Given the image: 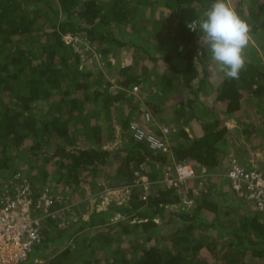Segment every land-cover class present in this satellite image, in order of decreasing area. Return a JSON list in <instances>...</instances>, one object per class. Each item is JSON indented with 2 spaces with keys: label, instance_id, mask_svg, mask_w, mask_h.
I'll list each match as a JSON object with an SVG mask.
<instances>
[{
  "label": "trees",
  "instance_id": "trees-1",
  "mask_svg": "<svg viewBox=\"0 0 264 264\" xmlns=\"http://www.w3.org/2000/svg\"><path fill=\"white\" fill-rule=\"evenodd\" d=\"M213 2L0 0V177L23 162L36 171L35 195L46 187L69 204L63 220H43L42 240L22 264H264V214L228 199L224 176L232 159L253 167L244 149L226 150V118L251 147L264 145V0H226L249 26L238 79L215 70L203 33L187 27ZM160 5L169 15L157 19ZM65 34L86 38L99 58L83 64ZM210 97L211 106L202 99ZM130 122L158 136L167 126L171 156L135 141ZM180 161L196 174L187 206L159 181ZM140 167L156 181L146 200L138 186L106 209L78 200L88 188L96 196L132 186ZM204 172L206 190L194 194Z\"/></svg>",
  "mask_w": 264,
  "mask_h": 264
},
{
  "label": "built area",
  "instance_id": "built-area-1",
  "mask_svg": "<svg viewBox=\"0 0 264 264\" xmlns=\"http://www.w3.org/2000/svg\"><path fill=\"white\" fill-rule=\"evenodd\" d=\"M64 41L74 47L81 60L83 57L87 58L86 53L91 49V45L86 38L65 34ZM89 63L91 64L92 61ZM137 90L138 87L133 86L130 92L133 93ZM128 131L135 141H143L150 149L171 156L167 140L169 133L167 126L160 128V136L146 131L136 122L129 123ZM168 169L162 172L159 181L166 188H174L181 197H186L188 193L186 182L196 177L193 167L188 162L180 161L173 164L172 173ZM133 176L132 186L125 185L112 188L120 194L116 195L119 198L118 203L129 199L133 186L141 188L140 199L146 200L152 185L156 183L146 173L142 172V167L134 170ZM205 176L207 174H202V179L198 182L197 188H192L194 194L198 193L201 187L203 191L206 190L204 186ZM225 176L230 189L238 198L248 202L256 211L264 214V172L262 170L254 166L246 167L232 159ZM63 203L66 204L62 205ZM67 204L66 196L51 193L46 187L35 195L31 182L19 170L1 181L0 264L24 263L33 248L42 240L43 220L48 216L60 217L63 220L64 217L60 215V211L68 207L69 204Z\"/></svg>",
  "mask_w": 264,
  "mask_h": 264
},
{
  "label": "clouds",
  "instance_id": "clouds-1",
  "mask_svg": "<svg viewBox=\"0 0 264 264\" xmlns=\"http://www.w3.org/2000/svg\"><path fill=\"white\" fill-rule=\"evenodd\" d=\"M203 33L211 59L227 78L238 79L245 67L244 49L249 43V26L226 0H214L198 21L187 23L189 30Z\"/></svg>",
  "mask_w": 264,
  "mask_h": 264
},
{
  "label": "crops",
  "instance_id": "crops-1",
  "mask_svg": "<svg viewBox=\"0 0 264 264\" xmlns=\"http://www.w3.org/2000/svg\"><path fill=\"white\" fill-rule=\"evenodd\" d=\"M158 10H159V14L161 13V12H163V16L164 17H166V16H168L169 14H168V11H166V10H164L163 9V7L160 5L159 7H158ZM163 10V11H162ZM170 17V16H169ZM159 19V18H158ZM164 21H166V23H164L163 25H165V26H167V25H171L172 24V22L171 23H169V21H172L171 19H169V20H164ZM166 43V42H165ZM167 44V43H166ZM114 60V59H113ZM115 62V61H114ZM212 64L213 65H215V62L213 61L212 62ZM209 67H210V64H209ZM216 71H218L217 70V68L215 69ZM211 71V70H210ZM219 78L218 77H214V84L216 85V83H217V80H218ZM212 87H213V85H212ZM122 91H126V90H123V89H121ZM212 91H213V89H212ZM128 93H131L130 91H128ZM131 94H133V93H131ZM212 95H213V92L211 93ZM203 99V101H205L207 104H209V106H211V105H214V101L212 100V97H210V99H208V98H202ZM142 106L144 107V105L142 104ZM225 124L227 125V127H228V132H227V134H226V140H227V151L230 153V156L231 155H233L232 153L234 152V154L235 155H240L241 154V150L242 149H244L245 150V153L243 154V157L241 158L242 159V161H244V162H249L250 164H252L253 166H255L254 164L256 163V167H260L261 166V164H264V160H263V157L261 156V154L259 155L260 156V158H259V156L257 155V153L259 152V151H256L257 149H259V147H260V149L259 150H261L262 148V150H264V147H263V144L262 145H258V147H255V148H257L256 150H255V148L254 147H251L250 146V144H249V142L247 143V141L245 140V138H244V135L242 134V133H239V129H238V123H237V121H236V119L235 118H233V117H228V118H226V121H225ZM191 129H193V133L194 134H196V135H199V134H201V129L199 128V126H197L195 123L193 124V121L191 122ZM187 130H188V128H187ZM167 138H168V136H167ZM238 152V153H237ZM264 155V154H263ZM240 159V160H241ZM254 160H255V163H254ZM262 167V166H261ZM264 169V168H263ZM226 172V171H225ZM205 174H207V175H209L207 172H204ZM204 173H202V174H204ZM224 176H225V173H224ZM228 187V186H227ZM227 189H229V187L227 188ZM104 190V191H103ZM102 191L103 192H105V194H108V193H113V194H116V193H118L116 190H114V189H112V188H105V189H103ZM101 191V192H102ZM229 191L230 192H228V194H231V195H233L234 193L233 192H231V190L229 189ZM115 197V196H114ZM234 197H236V195H234ZM228 198V197H227ZM228 199H231V198H228ZM232 199H237V200H240L238 197H236V198H232ZM117 200V199H116ZM115 199H111L110 201L112 202V201H116ZM103 202V201H102ZM236 202V201H235ZM240 209L242 210V211H251V212H255L254 210H252V209H249V208H246L245 206H244V203H240ZM93 207H95V206H93ZM95 208H97V207H95ZM98 210H100V209H102V208H97Z\"/></svg>",
  "mask_w": 264,
  "mask_h": 264
},
{
  "label": "rangeland",
  "instance_id": "rangeland-1",
  "mask_svg": "<svg viewBox=\"0 0 264 264\" xmlns=\"http://www.w3.org/2000/svg\"><path fill=\"white\" fill-rule=\"evenodd\" d=\"M156 16H157V19L158 18H160V14H159V10L158 9H156ZM167 17V16H166ZM163 21H164V19H162ZM160 21H161V19H160ZM163 24L164 23H166V21H164V22H162ZM169 23H171V21H169ZM168 44V43H167ZM93 48V47H92ZM89 51V50H88ZM120 54H122L123 56H128L129 54H131V49L129 50V49H121V51L119 52ZM88 54V55H87ZM96 54H98L97 53V51L96 50H94V49H92V52H91V55L87 52L86 53V56H87V58H85V57H83L82 58V60H81V62L83 63V64H90L89 63V61H93V60H95V58H99V54L98 55H96ZM147 90H145V92H146ZM133 94H135V95H132V96H136L137 94H140V91H139V88H138V90L137 91H135V92H133ZM141 107L143 108V106H142V104H141ZM153 124H155V123H153ZM118 143V142H117ZM117 143H115V145L117 144ZM114 145V144H113ZM262 145V144H261ZM112 146V145H111ZM256 147H258V145L256 146ZM263 147H264V145H263ZM257 148H255V150H256ZM259 149H260V147H259ZM259 149H257L256 151H259L258 153H257V155L259 156L260 154H261V156L263 157V160H264V150H259ZM259 158H260V156H259ZM254 163H255V160H254ZM255 166H256V163L254 164ZM18 170H20V172L22 173V175L24 176V177H26V178H28V179H30V180H32L33 182H35V178H36V171L35 170H31V169H29L25 164H23V162H20V164H19V169ZM9 173H11V171H9L6 175H9ZM6 177H8V176H6ZM5 177H3V179H4ZM2 179V177H0V181L1 180H3ZM45 187H43V189H44ZM86 191H87V189H86ZM104 191V190H103ZM101 192L100 194H98V195H94V194H91V192L89 191V188H88V191H87V193H86V197L85 196H82V195H78L77 196V198H78V200H81V199H83V198H85L86 199V201H87V203H85V207H88V208H92L93 206H95V207H97V208H102V209H106L107 207H108V205L109 204H111L112 202H115L116 204H120V203H118V197H116V195H120L119 193H116V194H113V193H108V194H105V192ZM90 195V196H89ZM234 195L235 194H233V195H231V194H227V196L226 197H228V198H236V197H234ZM115 196V197H114ZM183 198V197H182ZM111 199H117L116 201H110ZM240 199V198H239ZM103 201V202H102ZM183 202H184V204L187 206V205H190L191 204V201L190 200H188V198H186V197H184L183 198ZM244 206L246 207V208H249V209H252V210H254V211H256L254 208H253V206L251 205V204H249L248 202H244ZM84 207V208H85ZM79 208H81V207H79ZM82 208H83V206H82ZM96 208V209H97ZM98 210V209H97ZM101 210V209H100ZM84 214V213H83ZM83 217H86V215L84 214L83 215ZM64 244V243H63ZM54 245V244H53ZM61 247L62 246H64V245H60ZM50 248H52V246H50ZM37 263V259H33L31 262H30V264H36Z\"/></svg>",
  "mask_w": 264,
  "mask_h": 264
}]
</instances>
